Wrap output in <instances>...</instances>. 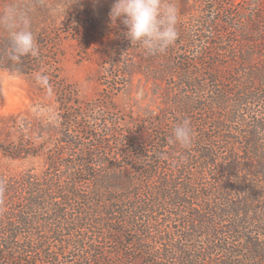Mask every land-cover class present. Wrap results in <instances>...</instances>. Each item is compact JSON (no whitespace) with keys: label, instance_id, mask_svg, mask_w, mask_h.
Instances as JSON below:
<instances>
[{"label":"trees","instance_id":"obj_1","mask_svg":"<svg viewBox=\"0 0 264 264\" xmlns=\"http://www.w3.org/2000/svg\"><path fill=\"white\" fill-rule=\"evenodd\" d=\"M153 2L158 8L160 0ZM194 3L203 9L182 24ZM178 6L176 17L155 24L172 39L158 46H167L173 60L155 72L178 92L170 116L145 121L143 141L135 132L113 139L119 148L106 140L116 137L105 132L108 126L100 124L101 134L82 127L90 146L70 134L61 143L66 152L45 154L43 172L2 177L0 264H264L261 4L245 9L238 0H184ZM132 42L148 53L147 36ZM195 45L196 58H185ZM75 118H67L69 131L81 126ZM0 152L11 159L43 155L25 142L0 143ZM45 211L55 219L39 224L35 216ZM36 227L65 233L61 252H49L48 239H33ZM26 231L33 237H20Z\"/></svg>","mask_w":264,"mask_h":264},{"label":"rangeland","instance_id":"obj_2","mask_svg":"<svg viewBox=\"0 0 264 264\" xmlns=\"http://www.w3.org/2000/svg\"><path fill=\"white\" fill-rule=\"evenodd\" d=\"M242 1L245 9H258L261 4L264 15V0H238ZM179 2L184 4V0H160L157 8L153 0H0V46L7 47L0 51V143L25 142L43 154L11 159L0 152V179L43 172L46 155L58 148L66 152L61 143L70 134L81 137L83 147L90 146L93 140L83 134L82 127L101 134L100 124L108 126L105 132H116V137L109 135L106 140L118 148L113 139L122 142L132 132L143 141L145 121H158L160 114L170 112L178 94L155 74L163 63L173 60L167 46H158L172 41L167 38L171 36H163L155 24L176 17ZM192 6L191 15L181 18L187 26L192 14L203 9L200 3ZM127 14L137 19H127ZM131 26L136 29L128 30ZM145 27H150L149 34L143 33ZM144 36L148 53L132 42ZM195 46L183 56L194 60L199 52ZM71 114L81 126L76 123L69 131ZM45 212L35 216L39 224L55 219L53 211ZM36 229L33 239H48L49 252H61L59 243L66 240L65 233L56 237L42 233L44 227ZM20 237L33 235L26 231Z\"/></svg>","mask_w":264,"mask_h":264}]
</instances>
